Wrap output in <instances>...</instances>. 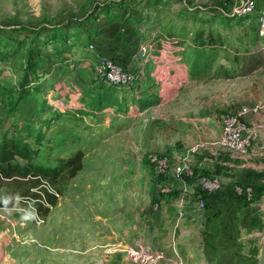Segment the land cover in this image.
I'll return each instance as SVG.
<instances>
[{
  "label": "rangeland",
  "instance_id": "obj_1",
  "mask_svg": "<svg viewBox=\"0 0 264 264\" xmlns=\"http://www.w3.org/2000/svg\"><path fill=\"white\" fill-rule=\"evenodd\" d=\"M110 1L0 0V43L22 42L23 45L21 53L0 61V135L13 125L31 123L44 138L35 162L59 171L55 177L40 179V186L34 185L39 177L17 180L0 177V264H130L127 251L137 242L163 254L158 264H190L189 258L181 256L186 251H180L178 242L166 241L168 235H173V227L170 224L163 227L157 222L150 229L142 223L141 211L137 210L154 189L143 162L148 151L143 141L148 118L144 113L149 109L143 105L151 97L158 102L162 94L156 90L160 82H155V76L159 72L156 68L151 72L148 69L152 62L161 64L157 57L164 54L163 46L172 45L166 40L161 24L186 8H211L219 12L222 4L225 11L231 12L234 3L178 0L175 4L161 5L160 23L155 22V31H159L156 35L139 27L143 23L141 18L127 17L123 21L132 8L144 12V8L139 10L143 0L135 6L127 2L120 15L111 11L99 14V8ZM65 22L72 26L71 35H78L75 43L68 44L73 41L70 39L68 51L61 57L52 53L60 46L59 42L45 45L34 83L44 89L36 93L30 85L29 94L17 101L31 33ZM124 23L135 24L138 43L154 42L149 57L140 66V73H146V79L140 85L134 84L132 89L123 90L128 95L126 102L114 97L116 102L108 107L91 110L87 103L102 85L94 72L96 54L114 60L113 57H122L128 47L136 46L103 45L125 34ZM218 28L221 29L219 24ZM228 32L224 37L229 45L255 47L260 63L252 76L231 85L229 108L216 117L221 125L223 116L233 111L234 105L258 106L253 123L264 141V34L256 23L247 20ZM88 34L98 37L92 43L93 52L86 48ZM190 38L182 45H191ZM250 84L256 88L255 93L247 91ZM129 91L141 92L137 101L129 97ZM185 103L187 99L180 101L183 111H189ZM190 111L183 114L184 118L198 116ZM77 152L81 153L79 161L74 160ZM241 160L248 170L251 166L261 167L257 172L260 185H264V159L258 155ZM75 163L80 165L78 171ZM252 204L257 220L260 216L264 221V196ZM261 241L256 249L258 253ZM218 260L222 264V259H212L210 264H218ZM198 261L202 264L203 259Z\"/></svg>",
  "mask_w": 264,
  "mask_h": 264
},
{
  "label": "crops",
  "instance_id": "obj_2",
  "mask_svg": "<svg viewBox=\"0 0 264 264\" xmlns=\"http://www.w3.org/2000/svg\"><path fill=\"white\" fill-rule=\"evenodd\" d=\"M238 1L240 0L236 2ZM255 1L256 10L264 12V0ZM127 2L135 6L140 0L126 1L110 11L120 15ZM170 2L175 4L178 0H143L139 10L144 8V12L137 11L136 8L126 9L123 21L127 17L141 18L143 23L139 27L156 34L155 22L159 25L158 21L162 17V11H158V8L167 3L170 5ZM176 15L172 17L173 22L180 24ZM172 19L163 26L161 24L164 32ZM247 21L253 22L251 18ZM146 22L148 26H145ZM124 25L122 32L125 34L122 37L113 38L103 45H136L128 47L122 57H112L115 63L140 73L142 61L134 59L139 44L135 37L137 27L135 24ZM191 48L193 45L163 46L164 54L157 57L161 64L152 62L148 69L151 72L156 68V72H159L155 76V82H160L156 90L162 94L159 95L160 100L149 106L144 113L148 118L143 130V141L144 149L148 151L143 155V162L154 189L147 194L144 203L137 210L141 211L142 223L150 229H154L157 222L163 227L167 224L173 227L174 233L172 236L168 235L166 241L178 242L182 249L180 251H186L180 252L181 256L189 258L190 264H199V258L203 259L202 264H210L212 259H222V264H252L261 241L256 226L261 219L258 216L260 220H257L254 204L245 203L235 189L238 183H247L253 179L255 172L246 169L241 158L225 153L218 147L221 125L216 114L221 115L229 108L227 103L231 98V85L239 83V80H246L255 70L250 75L230 79L217 78L213 72L193 78L189 70ZM226 52L231 53L229 49ZM224 55L225 53H221L217 61L224 62ZM141 72L137 85L146 79V73ZM247 88L248 92L255 93L256 88L252 84ZM183 99H187L185 104L189 106L188 110L198 114L197 117L184 118L183 114L189 111H183L180 104ZM240 107L234 105V110ZM256 118L257 114H248L245 121L253 123ZM155 156L164 157L168 161L163 173L157 174L154 170L152 160ZM183 162L191 165L196 174L221 177V191L217 194L205 193L207 196L201 198L200 190L192 179H176L174 167ZM199 200L204 203L202 209L198 206Z\"/></svg>",
  "mask_w": 264,
  "mask_h": 264
},
{
  "label": "trees",
  "instance_id": "obj_3",
  "mask_svg": "<svg viewBox=\"0 0 264 264\" xmlns=\"http://www.w3.org/2000/svg\"><path fill=\"white\" fill-rule=\"evenodd\" d=\"M126 1L132 0H112L107 2L99 8L98 13H108L114 7L122 6ZM219 1L224 3L222 0ZM219 6H221L219 7V12L211 8L210 10L205 8L183 10L176 15V19L181 22L180 24H175L173 22L174 19L168 24L166 40L172 45H182L183 42L187 41L188 36H191L193 48H191L192 59L189 62V70L193 78L210 75L211 72L217 78L226 79L239 75H248L260 63L255 47L247 48L245 45H229L228 40L224 37L230 34L228 32L229 28L240 25L241 22L245 23L250 16L232 11L227 12L222 4ZM218 24L221 29L218 28ZM148 25L146 22L145 26ZM71 33L72 26L68 22L58 25H47L35 29L31 33L32 37L26 51L23 73L18 83L17 101L24 99L29 94V90H31L30 85L34 86V83H36L38 79L37 68L42 62L41 53L45 45L50 42H59L60 46L52 53L61 57L68 51L67 42L72 39L73 41L68 43L72 45L75 43L76 36L78 37V35H71ZM85 38L88 41L87 45L97 40L96 35L92 34L86 35ZM87 45L86 48L88 47ZM22 46V42L14 45L8 42L0 43V61H7L21 53ZM227 49L232 50L231 53H227ZM221 53H225L224 62L217 61ZM101 84L95 89L93 98L87 103L91 110L100 111L108 107L112 102L115 103V98L127 101L128 95L123 91L125 89H119L104 83ZM32 89L36 93H40L44 88L36 84ZM139 94L141 92L133 93L129 91V97L133 98V101L138 100L137 96ZM155 103V97H151L143 106L148 107ZM43 140L44 138L40 131L29 122L13 125L8 131L0 135V177L11 180L25 179L28 176L39 177L35 178L34 185L36 186L41 185L40 179L55 177L59 173L58 168L45 167L35 162ZM80 159L81 153L77 152L74 155V160L79 161ZM79 166V163L75 165V171L80 169ZM199 195H201V198L207 196L203 192H199ZM262 196H264V185L255 186L251 202L257 201ZM263 223L264 221H260L256 225L259 232H261ZM257 255L258 251H256L253 258L254 264L257 262Z\"/></svg>",
  "mask_w": 264,
  "mask_h": 264
},
{
  "label": "built area",
  "instance_id": "obj_4",
  "mask_svg": "<svg viewBox=\"0 0 264 264\" xmlns=\"http://www.w3.org/2000/svg\"><path fill=\"white\" fill-rule=\"evenodd\" d=\"M233 4L232 12L249 15L254 23L264 34V13L256 10L255 0H222ZM159 31L156 32L158 34ZM154 34V33H153ZM154 46V42H140L136 49L134 59L145 61L149 57ZM89 52L94 51V45H88ZM94 72L101 83L114 86L119 89H132L134 84H139L140 74L135 70L127 69L124 65L114 62V60L103 54H96ZM258 106H241L240 108L228 112L221 120V137L218 141V147L230 155L241 159L260 156L264 159V141L258 133L256 123H247L245 116L255 114ZM152 164L157 174L163 173L168 166V161L163 158L153 157ZM255 176L245 186H236V194L243 199L245 203L252 201L253 188L260 185L261 180L258 178V169L261 167L251 166ZM263 169V168H262ZM174 177L181 180L184 177L190 178L195 182L200 192L207 194H217L221 191L223 180L219 176H206L196 174L194 168L187 162L180 163L174 167ZM244 184V183H243ZM252 203V202H251ZM200 209L204 208L202 200L198 201ZM163 258V254L155 251L153 248L135 243L127 251V259L130 264H158Z\"/></svg>",
  "mask_w": 264,
  "mask_h": 264
},
{
  "label": "water",
  "instance_id": "obj_5",
  "mask_svg": "<svg viewBox=\"0 0 264 264\" xmlns=\"http://www.w3.org/2000/svg\"><path fill=\"white\" fill-rule=\"evenodd\" d=\"M260 237L262 241H261L260 250L257 256L256 264H264V223L261 228Z\"/></svg>",
  "mask_w": 264,
  "mask_h": 264
}]
</instances>
